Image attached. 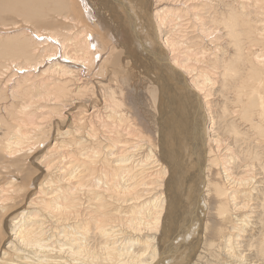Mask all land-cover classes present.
Returning a JSON list of instances; mask_svg holds the SVG:
<instances>
[{
  "label": "bare ground",
  "instance_id": "obj_1",
  "mask_svg": "<svg viewBox=\"0 0 264 264\" xmlns=\"http://www.w3.org/2000/svg\"><path fill=\"white\" fill-rule=\"evenodd\" d=\"M11 16L0 264H264V0H0Z\"/></svg>",
  "mask_w": 264,
  "mask_h": 264
},
{
  "label": "rangeland",
  "instance_id": "obj_2",
  "mask_svg": "<svg viewBox=\"0 0 264 264\" xmlns=\"http://www.w3.org/2000/svg\"><path fill=\"white\" fill-rule=\"evenodd\" d=\"M18 19L21 20L22 18H20V17L18 18V16H11L10 19L0 21V25L11 24V23H14V22H20V21H18Z\"/></svg>",
  "mask_w": 264,
  "mask_h": 264
}]
</instances>
